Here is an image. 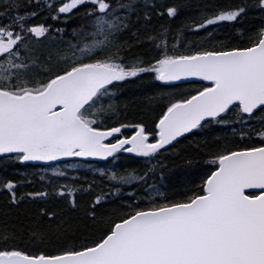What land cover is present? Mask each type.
<instances>
[{"label":"snow or ice","instance_id":"snow-or-ice-1","mask_svg":"<svg viewBox=\"0 0 264 264\" xmlns=\"http://www.w3.org/2000/svg\"><path fill=\"white\" fill-rule=\"evenodd\" d=\"M195 78L200 87L174 90ZM132 82L160 101L151 126L121 122ZM214 125L225 130L214 150L191 145L208 158L199 182L162 191L168 157L199 167L180 141ZM126 154L143 166L122 165ZM9 161L61 163L44 169L41 191L0 182V264H264V0H0ZM56 196L63 208L7 220L25 199Z\"/></svg>","mask_w":264,"mask_h":264},{"label":"trees","instance_id":"trees-1","mask_svg":"<svg viewBox=\"0 0 264 264\" xmlns=\"http://www.w3.org/2000/svg\"><path fill=\"white\" fill-rule=\"evenodd\" d=\"M43 17H37L36 20L39 21ZM221 33H229L230 29L222 28ZM220 38H223L221 35ZM159 83V82H158ZM138 82H132L128 85H122V92L118 96L119 108L121 111V122L128 124H135L140 122L141 120L147 121L151 126V121L155 115V113L159 112V103L160 101H152L150 102L147 97L150 96L151 89L145 87H138ZM201 82L193 81L192 83H178L175 84V91L177 93H181V90H185L181 94H187V90H190L195 87H200ZM203 86H207V83L203 82ZM172 89H165V91H171ZM215 131H199L197 130L195 137H188L187 140H181L180 146L184 148L188 155H190L194 160L199 162V167L196 165L193 166L191 170H187L181 164L179 159L174 157H168L174 161L175 166L169 165V168L166 169L165 178L163 181H160L158 178V183L162 184V191L166 190L171 192L177 189H183L189 187L192 182H199V174L203 169L204 162L208 159L207 156L203 154V152L193 151L192 144L195 143L196 140L203 141L207 139L209 141L208 150H214V145L211 143L213 136H219L222 134L224 129H221L219 126H213ZM126 134H131L128 131ZM191 142V143H190ZM69 162L68 160L63 161V163ZM88 163H93L95 167H111L112 161H96V160H88ZM61 163V162H59ZM124 166H143V163L138 160H134L129 155H125L122 157L121 162ZM58 163L43 165V164H31V163H23V162H13L9 161L8 163L0 162V182H4L7 179H14L17 181H22L24 183L17 186V193H27L31 191H41L43 190L44 182L39 180V176L43 174L45 168L54 167ZM120 165H117L119 167ZM81 175H87L90 179H97L98 177H94L93 174L87 170H81ZM28 180H32L31 183H28ZM55 183H72L69 181H56ZM100 189H97L99 191ZM103 190H107V186L105 185ZM78 200L80 203L86 204L89 201L88 197L82 196L78 194ZM8 201V192L7 190L0 188V224L4 223L5 216L3 212L6 210V204ZM47 207L49 210H57L59 208L64 207V199L56 196L49 199L46 203L44 201H32L30 199L23 200L17 208H12L8 210V217L12 223H15L17 220L27 223L28 218L34 215L39 207ZM104 207H111L110 204L103 205ZM79 215V213H77ZM27 231V229H25ZM22 245H26L31 247L32 245L28 241L27 235H21L19 241Z\"/></svg>","mask_w":264,"mask_h":264},{"label":"water","instance_id":"water-1","mask_svg":"<svg viewBox=\"0 0 264 264\" xmlns=\"http://www.w3.org/2000/svg\"><path fill=\"white\" fill-rule=\"evenodd\" d=\"M193 81H199V78H195ZM176 83H179V82H175ZM207 83V82H206ZM90 160H94V159H90ZM65 161V160H64ZM23 163H31V164H43V165H48V164H53V163H59V162H36V161H32V162H23Z\"/></svg>","mask_w":264,"mask_h":264}]
</instances>
